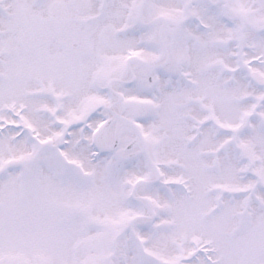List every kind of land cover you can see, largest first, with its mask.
<instances>
[{"label":"snow or ice","instance_id":"6c2138e0","mask_svg":"<svg viewBox=\"0 0 264 264\" xmlns=\"http://www.w3.org/2000/svg\"><path fill=\"white\" fill-rule=\"evenodd\" d=\"M0 264H264V0H0Z\"/></svg>","mask_w":264,"mask_h":264}]
</instances>
